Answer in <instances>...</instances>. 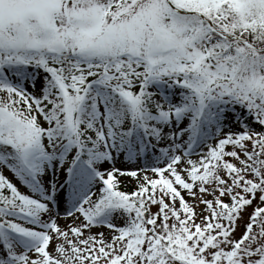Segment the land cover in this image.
Returning <instances> with one entry per match:
<instances>
[{
    "label": "snow or ice",
    "instance_id": "obj_1",
    "mask_svg": "<svg viewBox=\"0 0 264 264\" xmlns=\"http://www.w3.org/2000/svg\"><path fill=\"white\" fill-rule=\"evenodd\" d=\"M0 168V264H264V0H0Z\"/></svg>",
    "mask_w": 264,
    "mask_h": 264
},
{
    "label": "rangeland",
    "instance_id": "obj_2",
    "mask_svg": "<svg viewBox=\"0 0 264 264\" xmlns=\"http://www.w3.org/2000/svg\"><path fill=\"white\" fill-rule=\"evenodd\" d=\"M118 166H120V165H118ZM0 171H3L4 175L8 179H10L13 183L17 184V186L20 187L21 191H24V192L27 193L28 190L26 188H24V187L21 186L18 178H16L13 173H11L6 168H0ZM149 175H151V173H149ZM122 187H127L128 189L134 188L133 190H135L136 182L132 178H129V177H121L120 188H122ZM185 198L188 199V200L191 199L187 195L185 196ZM209 198H211V197H209ZM177 206H179L178 203H177ZM203 207H204V205H200L199 208H197V212H200L201 209H203ZM152 210L155 212L156 211V206H152ZM252 211H253V207H248L247 212L245 213V219H247L248 213H251ZM58 223L63 227L65 224H70L71 221L69 219H66V218H61V219H59ZM97 231H103L106 236L110 232V230L109 229H106V228L93 229V232H97ZM242 231H243V222H241V228L236 232V236L239 237L242 234ZM55 243H57V242L56 241H53L52 242V244L50 245V250H52V247H53V245Z\"/></svg>",
    "mask_w": 264,
    "mask_h": 264
},
{
    "label": "trees",
    "instance_id": "obj_3",
    "mask_svg": "<svg viewBox=\"0 0 264 264\" xmlns=\"http://www.w3.org/2000/svg\"><path fill=\"white\" fill-rule=\"evenodd\" d=\"M134 188H130L128 189L127 187H122L120 188V190H123V191H133Z\"/></svg>",
    "mask_w": 264,
    "mask_h": 264
}]
</instances>
